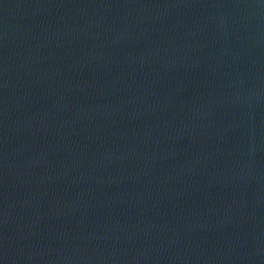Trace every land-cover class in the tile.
I'll return each instance as SVG.
<instances>
[{"label":"water","instance_id":"obj_1","mask_svg":"<svg viewBox=\"0 0 264 264\" xmlns=\"http://www.w3.org/2000/svg\"><path fill=\"white\" fill-rule=\"evenodd\" d=\"M0 264H264V0H0Z\"/></svg>","mask_w":264,"mask_h":264}]
</instances>
